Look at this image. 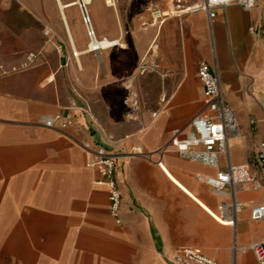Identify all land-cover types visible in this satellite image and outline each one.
Masks as SVG:
<instances>
[{
  "label": "crops",
  "instance_id": "0c3cea01",
  "mask_svg": "<svg viewBox=\"0 0 264 264\" xmlns=\"http://www.w3.org/2000/svg\"><path fill=\"white\" fill-rule=\"evenodd\" d=\"M114 1L94 0L87 15L94 37L118 44L90 52L79 9L65 10V24L55 0H0V60L36 55L27 70L0 78V264H171L188 247L219 264H258L251 246L264 243V220L252 221L250 210L264 205V171L253 161L264 143L263 0L250 11L216 9L211 20L187 12L201 0ZM142 59L157 73L134 77ZM202 63L237 123L229 162L219 156L217 167L155 154L202 112ZM129 78L140 103L133 119L122 109ZM67 113L73 125L61 129ZM55 117V128L42 126ZM97 146L116 156L119 224L104 176L85 166ZM228 163L248 164L260 184L233 187L242 205L233 226L208 212L230 198L197 180Z\"/></svg>",
  "mask_w": 264,
  "mask_h": 264
},
{
  "label": "built area",
  "instance_id": "2783aa9c",
  "mask_svg": "<svg viewBox=\"0 0 264 264\" xmlns=\"http://www.w3.org/2000/svg\"><path fill=\"white\" fill-rule=\"evenodd\" d=\"M264 3V0H263ZM258 0H201L199 3L189 7L187 12H205L209 20L215 17L216 9H224L228 6H238L245 11L254 9ZM79 12L84 25L86 35L90 41L93 37V30L90 26L89 17L84 6L79 5ZM151 16L155 19L160 17L157 11H152ZM50 31L45 30L44 35H49ZM260 33L264 39V21L260 26ZM112 47V46H111ZM75 54L73 53V56ZM36 59L35 54H27L23 61L17 65H6L0 60V78L23 72L30 68ZM154 64L142 59L137 64V71L143 75L152 72ZM197 77L202 87V112L195 115L186 127L174 130L169 134L167 143L158 149L155 154L158 156L171 151L178 157L196 161L202 164L217 167L218 157L224 156L229 162L228 136L237 132V123L227 106L224 105L218 77L210 71V67L202 63L197 70ZM76 109V107H70ZM88 112L87 108H82ZM59 117L50 118L43 121L42 126L55 128ZM73 125L72 116L67 113L60 122V128L64 129ZM89 158L85 164L86 168L99 171L104 176L102 183L108 190L109 215L120 223L121 193L114 179L116 156L108 152L103 147H92L88 149ZM140 149H134L132 155H140ZM254 165L259 171H264V143H260L254 154ZM197 180L208 186L216 195H227L230 198L228 204L221 203L217 207L216 216L219 222L233 226L235 215L242 209V205L235 202L233 187L235 185H251L259 188L256 176L250 171L249 165H230L225 170L217 172L210 177H197ZM231 190L226 193L227 190ZM250 219L252 221L264 220V205L251 207ZM217 220V219H216ZM218 221V220H217ZM251 250L258 264H264V243H257L251 246ZM171 264H219L215 260L204 256L194 248H182L176 251L170 260Z\"/></svg>",
  "mask_w": 264,
  "mask_h": 264
},
{
  "label": "bare ground",
  "instance_id": "6f19581e",
  "mask_svg": "<svg viewBox=\"0 0 264 264\" xmlns=\"http://www.w3.org/2000/svg\"><path fill=\"white\" fill-rule=\"evenodd\" d=\"M63 1V0H62ZM94 0H71L69 3L63 5L61 3L60 0H55L56 2V5H57V9L59 10V13H60V16H61V19L65 22L66 24V18H65V10H69V9H79V5L80 6H84L85 8V11L86 13H88V7L91 5V3L93 2ZM106 4L108 6H115V1L114 0H105ZM74 11V10H73ZM58 12V11H57ZM70 13V12H69ZM72 13V12H71ZM56 17V16H55ZM56 19V18H55ZM60 20V19H59ZM82 21V20H81ZM62 22V21H61ZM81 23V22H79ZM68 25V24H67ZM71 25V24H70ZM83 25V24H82ZM69 26V25H68ZM91 26V29L93 30V27L92 25L90 24ZM71 27V26H70ZM77 26H75L76 28ZM79 28V27H77ZM80 30H81V27H80ZM80 33V32H79ZM83 34V33H82ZM84 36V35H83ZM69 40L70 42L73 44V40H72V37L69 35ZM85 41V40H84ZM78 42V41H77ZM76 43V42H75ZM118 42L117 41H110V40H98L96 37H93L90 41L88 40L87 41V51H90V52H95V51H99V50H106L108 49L109 47L111 46H114V45H117ZM83 46V45H82ZM122 47V45H120ZM72 47V46H71ZM77 47V46H76ZM86 47V46H85ZM75 57L78 56V52L75 50V53H74ZM208 211V210H207ZM209 214L212 215V217H214L215 219L218 220L219 222V218L216 216V214L212 213L211 211H208Z\"/></svg>",
  "mask_w": 264,
  "mask_h": 264
},
{
  "label": "rangeland",
  "instance_id": "374dc122",
  "mask_svg": "<svg viewBox=\"0 0 264 264\" xmlns=\"http://www.w3.org/2000/svg\"><path fill=\"white\" fill-rule=\"evenodd\" d=\"M54 9H55L56 14L59 15V12H57L58 10H57L56 6L54 7ZM8 15L11 16L12 12L10 11L8 13ZM40 30L42 32L45 31V30H49L50 31V29L46 28V27H42ZM153 66L155 68L153 69L152 72H148V73H145L143 75H146V74H149V73H157V65H153ZM136 76H142L137 71V65H136V71H135L134 77H136ZM132 81H133V78H129L126 81H124L126 83V85H124L126 87V90H123V92H122V95H123L122 96V109L124 111L125 118H128V119H133V117L135 115H137V113L139 112V107H140V103L138 101V95H137L135 86L133 84H129L130 82L132 83ZM108 100H109V97H108ZM110 104L112 105V107L114 106V102L110 101ZM113 111H114V113H118L117 109H113ZM107 136L112 137V135H109V134Z\"/></svg>",
  "mask_w": 264,
  "mask_h": 264
}]
</instances>
